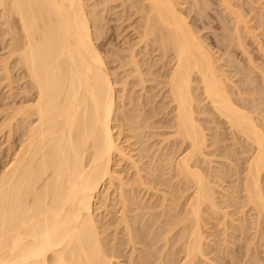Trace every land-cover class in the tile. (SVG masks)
<instances>
[{
    "label": "bare ground",
    "instance_id": "6f19581e",
    "mask_svg": "<svg viewBox=\"0 0 264 264\" xmlns=\"http://www.w3.org/2000/svg\"><path fill=\"white\" fill-rule=\"evenodd\" d=\"M89 1L0 0V72L23 95L0 129V264H217L219 216L216 259L264 264L263 2L111 0L138 20L122 57L104 49L119 6Z\"/></svg>",
    "mask_w": 264,
    "mask_h": 264
},
{
    "label": "rangeland",
    "instance_id": "374dc122",
    "mask_svg": "<svg viewBox=\"0 0 264 264\" xmlns=\"http://www.w3.org/2000/svg\"><path fill=\"white\" fill-rule=\"evenodd\" d=\"M95 1H97V2H99V1H100V2H103V0H91V3H90V1H89L90 4H89V3H88V4H89L90 6H92L94 3H96ZM110 1H111V0H108L109 5L113 4V5H115L116 7L120 5L119 2H118V3H117V2H116V3H110ZM189 1L191 2V0H189ZM213 1H215V0H213ZM106 2H107V1H106ZM258 2L261 3V5L264 4V0H262V1H261V0H258ZM258 2H257V0L254 1V3H255V4L257 3V4H258V7H259L260 4H259ZM262 2H263V4H262ZM104 3H105V2H104ZM191 3H192V2H191ZM191 3H190V4H191ZM252 3H253V2H252ZM252 3H251V4H252ZM254 3H253V5H254ZM113 5H112L111 7H114ZM184 6L187 7V8H185V9H188V5H187V6L184 5ZM246 6H247V5H246ZM246 6H245V9H246L247 11H248V10H251L250 8L248 9ZM255 6H257V5L252 6V8L254 7V9H256ZM189 7H190V6H189ZM212 7H213V10H214V7H215V10H217V11L219 10V9L217 8V4H214ZM212 7H211V8H212ZM248 7H249V5H248ZM260 7H261V6H260ZM260 7H259V8H260ZM263 7H264V6H263ZM261 8H262V7H261ZM193 9L195 10V8H193ZM193 9H192V10H193ZM257 9H258V8H257ZM257 9H256V10H257ZM115 10H116V11H114V10L112 9L111 12H107V14L104 13V14H106V15H104L105 17H108V16H109V17L107 18V21H108V20H112V19H114V18H113L114 13H118V15L115 16L114 21H112V23H111V21H109V23H108V25H109V27H110V28H109L110 30H109V32H108V33H110V34H108V36L110 35L113 39H112L111 42L108 41V42L111 43V44H108V42L105 44L104 49H105V50L108 49V53H112V55H118V56H122V55H123V56H127V55H125V53H126L125 48H127V47H129V46H128V44H127L126 42H129V45H130L131 42L137 41V40H136V36H137V35L135 36V33L133 32V30H134L133 27L136 26V25H134V24H137V21H138V20L136 19V17H135L134 15H132L131 10H130V13H128L129 11H127L128 16H126V17H125V16L123 17V9H121L120 6H119L118 8H115ZM118 11H119V12H118ZM185 11L187 12V10H185ZM257 11H259V9H258ZM257 11H256V12H257ZM263 11H264V10H263ZM263 11H262V9H261V11L258 12V13L260 14V13L262 12V14H263V13H264ZM110 13H111V14H110ZM252 13H253V15H252ZM252 13L250 14V16H251V17L255 16L256 13H255V12H252ZM254 13H255V14H254ZM119 14H120V16L122 17V20H121V21L119 20V21H117V23H116L115 20L117 19V16H118V18H120ZM121 14H122V15H121ZM262 14H260V15H262ZM130 16H131V17H130ZM191 16H192V15H191ZM128 17H129L130 19H129ZM251 17H249V19H250ZM110 18H111V19H110ZM124 18H125L126 20H125ZM134 18H135V19H134ZM123 19H124V20H123ZM129 20H130V21H129ZM136 20H137V21H136ZM126 21H127V22H126ZM121 22H122V23H121ZM134 22H135V23H134ZM118 25H119V26H118ZM129 25H130V26H129ZM133 25H134V26H133ZM115 27H116V29H115ZM119 27H120V29H118ZM113 28H114V30H113ZM117 29H118V30H117ZM112 30H113V31H112ZM131 30H132V31H131ZM114 31H116L117 33L114 32ZM259 31H260V30H259ZM259 31H258V32H259ZM114 33H115L118 37L115 36ZM133 33H134V34H133ZM260 33H261V32H260ZM260 33H258V34H260ZM254 34H255V33H254ZM256 35H257V34H256ZM133 37H134V38H133ZM261 38H262V37H261ZM1 40H2V38H1ZM134 43H135V42H134ZM3 44H4V43H3L2 41H0V57H1L0 60H1L2 58L4 59V57H7V51H6V49H3V48H6L7 46L5 47V44H4V45H3ZM125 44H126V45H125ZM132 44H133V43H132ZM3 46H4V47H3ZM106 46L109 47V48H107ZM110 46H111V47H110ZM115 46H116V48H115ZM118 46H119V47H118ZM125 46H126V47H125ZM130 46H131V45H130ZM117 47H118L119 50H122V53H121V51L116 50ZM253 47H254V48H253ZM113 48H114L115 50H114ZM111 49H112V50H111ZM251 49H253V50L255 49L254 52L257 51L255 45H254V46L252 45V46H251ZM112 51H113V52H116V53L113 54ZM117 51H118V52H117ZM124 51H125V52H124ZM118 53H119V54H118ZM255 53H256V52H255ZM121 54H122V55H121ZM126 54H127V53H126ZM156 54H157L158 57H159V54H158V53H156ZM112 55H111L110 58H112V60H113V58H114V60H115V59L117 60V57L112 56ZM152 55H154V53H153ZM109 56H110V55H109ZM123 56H122V57H123ZM153 57H154V60H155V59H156V60L158 59V58H156V57H157L156 55L153 56ZM156 60H155V61H156ZM122 61L125 62L124 59H123ZM114 62H115V63H114ZM114 62H113L114 64H113V63L110 64L111 66L109 65V66H110L109 70H110V74H112V76H113V74H114L115 72L118 73V74H117V75H118L117 80H118V79H119V75H120L123 71H122V69H119V68H120V67H119L120 61H118V62L114 61ZM123 62H122V63H123ZM157 62H158V60H157ZM155 63H156V62H153V64H155ZM116 64H117L118 66H117ZM0 67H1V64H0ZM117 67H118L119 70H117ZM11 68H12V67H11ZM111 68H112V69L115 68L116 70H115V69L112 70ZM12 69H13V70L11 71V73H12L11 77H12L14 80H12V78H11V80H12V81H15L16 79H18L17 77L20 76V73H18V72H20V71L17 69V67H16V68H12ZM0 71H1V69H0ZM112 71H114V73H113ZM120 71H121V72H120ZM116 73H115V74H116ZM18 74H19V76H18ZM121 75H122L123 77H125L123 74H121ZM1 76H2V77H1ZM123 77L121 78L122 80H123ZM1 79H2V80H1ZM3 79H4V78H3V75H2V73L0 72V126L3 124L4 121L2 122V120H4V117H6L7 113H9V111L11 112L10 109L13 110L15 107H17V106L20 104L19 102L21 101V97L23 96L22 93H21V94L19 93V92L21 91V90H19V89L21 88V85H22V83L19 84V83L17 82L19 79L16 80V83H15V84H13V85H14V86H13V89L15 88L13 91H12V89H10L9 86H8V87H9V91H8V87H6L7 82H6V80H3ZM121 79H119V83H120V80H121ZM19 82H20V81H19ZM16 85H19L20 88H19V86L16 87ZM119 86H121V85H118V84H117V87H118L117 90L119 89L118 91H120ZM129 87H131V86H129ZM129 87H128V89H129ZM18 88H19V89H18ZM135 88H136V87H135ZM138 88H139V87H138ZM138 88H137V89H138ZM132 89H134V88L132 87ZM132 89H131V91H133V92L136 91V90L134 91V90H132ZM10 90H11V92H12L13 94L10 92ZM131 91L129 90L128 92L131 93ZM137 91L139 92L140 90L138 89ZM137 91H136V92H137ZM133 92H132V94H134ZM9 93L12 94L13 96L15 95V96H17V97L14 96V98H13V96L10 95ZM119 93L121 94V92H119ZM119 93H117V95H118ZM130 93H128V97L131 96V95H129ZM19 94L22 95V96H21V97L18 96ZM120 94H119V95H120ZM135 94H136V93H135ZM119 95H118V96H119ZM134 96L138 98L139 93H138V95L136 94V95H134ZM134 96H133V97H134ZM128 97L126 98V99H128V100H129V98H133V97H129V98H128ZM135 97H134V99H136ZM126 99H125V102H126ZM19 100H20V101H19ZM158 100H159V99H158ZM117 101H118V100H117ZM12 102H13V103H12ZM127 103H128V101H127ZM13 104H14V105H13ZM120 104H121V103H120ZM120 104H119V105H120ZM12 105H13L14 107H13V108H10V107H12ZM15 105H16V106H15ZM120 106H121V105H120ZM120 106H118V107H120ZM120 109H122V108H119V110H120ZM5 113H6V115H5ZM0 129L2 130L3 127L1 126ZM124 131H125V130H123V132H124ZM4 132H5V134H4ZM115 132H116V129H115ZM123 132H122V133H123ZM122 133H121V134H122ZM124 133H125V132H124ZM124 133H123V134H124ZM126 133H127V132H126ZM123 134L121 135L122 137L120 136V139H121V138H122V140L124 139L123 142H125V139H126L125 136H127V134H124V135H123ZM4 135H6V130H5V129H4V131H1V132H0V172L3 170V168H4L5 164H6V154H8L7 150H8V148H10V147H8L9 145H8V143H7L6 140H5V139H7V138H6V137L4 138ZM14 135H15V136H14ZM14 135H13L14 139H13V141H12L13 143L11 144V148H13V147H15V145H17L15 142H16V140L18 139L17 137H18L19 134H18V133H15ZM16 135H17V136H16ZM16 138H17V139H16ZM122 140H121V141H122ZM17 141H18V140H17ZM132 142H133V141H132ZM132 142H131V143H132ZM128 143H129V142H128ZM230 143H231V141H230ZM6 144H7V145H6ZM13 144H14V146H13ZM125 144H126V143H124L123 145L125 146ZM15 148H16V147H15ZM134 148H135V147H134ZM12 150H13V149H12ZM14 150H15V149H14ZM134 154L136 155V153H133L132 155H134ZM7 156H8V155H7ZM211 159H212V158H211ZM213 159H214V157H213ZM215 160H216V161H215ZM144 161H145V160H144ZM219 161H220V162H219ZM221 161H222V162H221ZM217 162H218L219 164H218ZM222 163H223V164H222ZM227 164H228V163H227L225 160H222L221 158H215V159L213 160V163L211 164L210 168H211V169H213V168L215 169V167L218 168L219 166H220V168H221V167L223 168V167H225V166L227 167V166H228ZM224 165H225V166H224ZM203 166H204V168H206V170H208L209 167H208L207 165H203ZM211 169H210V171H213V170H211ZM116 170H120V169H117V167H116ZM124 170H125V169H124ZM127 172H128V171H127ZM129 172H130V171H129ZM129 172H128V173H129ZM131 172H132V170H131ZM131 172H130V173H131ZM128 173H127V174H128ZM125 174H126V173H125ZM125 174H124V175H125ZM132 174H133V172H132ZM124 175H123V176H124ZM125 176H127V175H125ZM226 181H227V180H226ZM224 183H226V182H224ZM219 185H220V187L225 188V191H228V190H229V189H228V190L226 189V188H228V187H227V186H228V183H226V184H224V185H223V183H219ZM222 185H223V186H222ZM108 191H109V190H108ZM216 191H217L218 194L221 192V191H219V189H218V190L216 189ZM229 191H230V190H229ZM229 191H228V192H229ZM102 193H103V194H101V195H104V192H102ZM109 193H112V190H110ZM221 193H222V192H221ZM151 194H152V193H151ZM149 195H150V194H149ZM102 197L104 198V200L102 199L103 202H104L106 196H102ZM154 197H156V196H154ZM217 197H218V196H217ZM110 198H111V201H112V196H111ZM99 199H100V198H99ZM102 200H101V203H103ZM218 200L220 201V199H218ZM224 200H225V199H224ZM219 201H218V202H219ZM105 202H106V201H105ZM105 202L103 203V205H100V208H105V206H104V204H105L106 206H108V208H107V207L105 208V209H107V210L105 211V209H104V210L102 211L100 208H98L99 211L101 210V212L98 211V212H96V213H97V215H98L99 213H102V215H103L102 217L105 216L104 219L107 218L106 221L109 220L110 222H111V221L115 222V219L118 217V216H117L118 214H116V216H115V215H114V214H115V211H114L113 209H116V208H115L114 205H113V206H114V207H113V206L110 204V203H111L110 201H107V202H109V203H107L108 205H107ZM112 202H113V201H112ZM109 205L112 206V207H110ZM220 205H221V204H220ZM225 206H226V205L224 204V207H223L222 205H221L220 207L225 208ZM109 207L112 208V209H110ZM223 208H222V209H223ZM109 209H110V210H109ZM112 210H113V211H112ZM223 210H225V209H223ZM230 211H231V210H229V212H230ZM112 212H113L114 214H113ZM104 213H106V214H107V213H110L112 218L109 216L110 214H108V216H107L106 214L104 215ZM99 215H101V214H99ZM113 216H115L116 218H115V217L113 218ZM102 217H101V218H102ZM219 217H220V216H219ZM219 217H218V218L213 217V218H216V219H213V218H212V219H210L211 221H210V220H207V222H206L207 225H206V226H207L208 228H207V227L204 228V231L206 232V233H205L206 235H207V234L209 235L210 233H211V234L213 233L214 236L216 235L215 237H216L217 240L214 239V238H212V237H209V238H208V241L213 240L214 242H216V247H215V249H217V251H220V252H219V253H220V256H222V255L224 254V251H225V248H223V246H224V245H223V240H224L225 238H223V237L226 236V235H222V234H223L222 232H224V228H223V226L221 227V225H220V223H221V221H222V218H219ZM108 218H109V219H108ZM112 219H113V220H112ZM214 221H217V222H214ZM218 221H219V222H218ZM113 222H112V223H113ZM217 223H218V224H217ZM222 223H223V222H222ZM222 223H221V224H222ZM214 224H215V225H218V227L215 226ZM113 225H114V224H113ZM113 225H112V226H113ZM222 225H223V224H222ZM216 227H217V228H216ZM220 227L223 228V230H222ZM213 228H214V229H213ZM215 228H216V229H215ZM111 230H114V229H112V227H111ZM111 230H110V231H111ZM208 230L211 231V232H209ZM215 230H216V231H215ZM221 230H222V231H221ZM217 231H218V232H217ZM111 232H113V231H111ZM214 232H215V233H214ZM216 232H217V233H220L221 235H220V234H217ZM208 235H207V236H208ZM219 237L222 238V242H221V241H220V242H217V241H219ZM221 238H220V239H221ZM209 239H210V240H209ZM220 243H221V244H220ZM218 244H219V245H218ZM217 245H218L219 247H221V248L218 249L219 247H218ZM217 247H218V248H217ZM229 247H230V246H228V248H229ZM222 248H223V249H222ZM230 248H231V247H230ZM221 250H223V251H221ZM221 252H222V254H221ZM217 253H218V252H213L212 254H209V256H211V257H209V256H208V257L211 258V259L213 258L212 260L215 259V262H214V263H216V260H217V264H221V262L219 261V259H220L221 257L218 256V257H220V258H219V259H216L217 256H216L215 254H217ZM219 253H218V254H219ZM214 256H215V257H214ZM224 256H225V255H224ZM225 257H226V259L228 258L227 255H226ZM225 257H222V258H221V261H222V259H225ZM120 262H121L122 264H125V263L123 262V259H121ZM225 262H228V260H225ZM121 263H120V264H121ZM201 263H203V262H201ZM204 264H207V263H204ZM222 264H223V263H222ZM241 264H242V263H241Z\"/></svg>",
    "mask_w": 264,
    "mask_h": 264
}]
</instances>
